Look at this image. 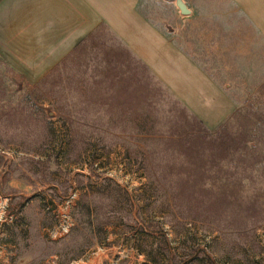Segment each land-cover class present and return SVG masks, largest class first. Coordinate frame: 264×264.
I'll return each instance as SVG.
<instances>
[{
	"label": "rangeland",
	"instance_id": "obj_1",
	"mask_svg": "<svg viewBox=\"0 0 264 264\" xmlns=\"http://www.w3.org/2000/svg\"><path fill=\"white\" fill-rule=\"evenodd\" d=\"M257 3L137 1L229 99L212 126L106 24L37 83L0 58V264H264Z\"/></svg>",
	"mask_w": 264,
	"mask_h": 264
},
{
	"label": "crops",
	"instance_id": "obj_2",
	"mask_svg": "<svg viewBox=\"0 0 264 264\" xmlns=\"http://www.w3.org/2000/svg\"><path fill=\"white\" fill-rule=\"evenodd\" d=\"M137 1L0 0V58L37 83L106 24L209 126L225 118L227 96L138 10ZM257 5L253 16L264 31V0Z\"/></svg>",
	"mask_w": 264,
	"mask_h": 264
},
{
	"label": "water",
	"instance_id": "obj_3",
	"mask_svg": "<svg viewBox=\"0 0 264 264\" xmlns=\"http://www.w3.org/2000/svg\"><path fill=\"white\" fill-rule=\"evenodd\" d=\"M179 4H180L182 13L188 14L190 12V9L187 7V5L184 2L180 1Z\"/></svg>",
	"mask_w": 264,
	"mask_h": 264
},
{
	"label": "trees",
	"instance_id": "obj_4",
	"mask_svg": "<svg viewBox=\"0 0 264 264\" xmlns=\"http://www.w3.org/2000/svg\"><path fill=\"white\" fill-rule=\"evenodd\" d=\"M224 132V131H223ZM221 133H222V131H221ZM220 134V133H219ZM163 234H165L164 232H162Z\"/></svg>",
	"mask_w": 264,
	"mask_h": 264
}]
</instances>
